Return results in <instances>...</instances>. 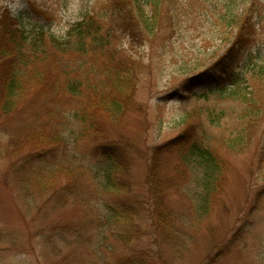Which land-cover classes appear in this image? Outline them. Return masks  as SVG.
<instances>
[{"label":"rangeland","instance_id":"rangeland-1","mask_svg":"<svg viewBox=\"0 0 264 264\" xmlns=\"http://www.w3.org/2000/svg\"><path fill=\"white\" fill-rule=\"evenodd\" d=\"M97 1L0 0V40L5 21L21 24L32 37L38 31L67 41L89 12L102 33L114 31L102 49L75 38L65 48L44 46L43 83L33 84L10 116L0 115V264H264V100L256 108L260 112L246 118L237 102L210 94L233 71L223 58L230 46L214 32L211 18H217L213 4L219 1L172 0L153 37L138 31L132 11L122 20L103 18ZM236 33L231 30V41ZM2 46L15 50L9 41ZM5 62L0 58V83ZM132 73L134 93L117 123L94 104L112 99L118 79ZM200 74L204 78L193 85ZM77 79L84 91L72 96L65 87ZM4 101L0 84V108ZM209 108L223 112L220 122L210 121ZM85 110L104 138H71L70 124L84 128L73 113ZM55 120L64 126L60 147L36 151L26 132L33 128L46 135ZM184 132L208 144L224 165L219 196L205 220L194 210L198 172L179 153L158 150ZM120 143L127 149L120 186L129 189L107 191L109 155L101 153ZM40 155L48 159V170L55 164L82 169L74 176L64 170L48 191L27 174L32 179L25 190L24 171L35 169L34 156ZM154 195L169 212L162 225L154 216ZM124 212L132 213L128 223L119 220ZM123 234L129 243L121 240Z\"/></svg>","mask_w":264,"mask_h":264},{"label":"trees","instance_id":"trees-1","mask_svg":"<svg viewBox=\"0 0 264 264\" xmlns=\"http://www.w3.org/2000/svg\"><path fill=\"white\" fill-rule=\"evenodd\" d=\"M218 1L213 4L217 18H211L217 23L214 32L216 31L215 33L221 36L220 39L227 42L230 46L227 51L228 56L223 58L229 61V67L233 71L227 74L226 80L217 89H212L210 94L216 95L221 100H233L237 102L244 108L246 118L253 117L257 115V112H260L256 110L259 106V101L264 100V0ZM171 2L172 0L97 1L105 9L103 18L111 17L112 19H116L117 17L118 20H122L126 15V11H132L133 17L131 21L135 23L138 31L142 35L148 37H153L158 34V26L164 15L162 10ZM243 3L245 6L241 9ZM121 10L123 11L122 14L120 13ZM167 15H169L168 12ZM1 23L2 31L4 32V38L0 40L1 45L9 41L15 46L14 51L3 46L0 50V58L7 60L3 64L5 68L2 71V82L0 83L2 95L5 98L4 105L0 108V115L5 118L10 116L9 113L11 110L13 111L16 105L26 97L25 95H28L29 88L33 84L43 83L45 79L43 75L45 72L39 66L42 64L40 62L48 61V51L44 49V46L51 44L56 49L65 48L70 46L69 39L75 38L77 42H83V40H91L95 44L97 42L102 49L109 44L112 33H114L112 29H109L105 34L102 33L93 12L84 15L82 22L76 25L67 41H63L53 35H50L49 39H47L43 32L38 31H35L32 37L30 34L25 33V27L21 24L20 28H16V26L10 25L5 21ZM125 27L129 29L130 26L126 25ZM223 27L226 31L222 30ZM231 30L237 31L233 41L229 38ZM102 39L104 43H102ZM27 44L31 46L30 50L27 49ZM40 47H42V51L39 50ZM217 62L221 63L222 61L219 60ZM216 65L217 63L214 66ZM222 75L224 74H221V77ZM198 76L203 77L202 74L197 75L191 81L193 85L199 81L198 79L200 77ZM133 79L134 73H132V77L130 75L120 77L118 84L115 85L114 83L116 94L112 99L107 101L103 98L97 99V102L94 104L95 108L106 113L115 122L120 123V119H122L127 109V103L131 100L134 93L135 86L132 81ZM84 86V83L77 79L75 81H69L65 88L69 94L77 96L83 93ZM94 91L96 92V90ZM182 93L184 95L187 94L186 91ZM222 113H214L211 108L207 110L209 119L213 124L221 121ZM73 114L76 115L75 119H77L74 122L84 124V128H78L77 125L73 124L72 126L70 124L68 131L71 138H84L85 140L104 138L103 133L98 128L97 122L88 121L90 117L89 110L76 111ZM61 127L64 130L63 124L59 120H55L51 132H48L46 135L37 132L33 128L26 133L30 144H33L31 146L36 151L43 152L48 147H60V143L65 137V134L60 133ZM188 135V132H184L179 138L158 148V150L171 149V151L179 153L182 161L192 167L195 172H198L199 175L195 176L194 182L197 183L196 185L201 191H195L196 199L194 210L195 215L200 220H205L213 208L215 199L219 196L220 184L224 177V165L208 144L197 139H188L190 138ZM106 149H109V151L101 153L105 156L109 155L104 174L106 177V190L118 191L120 188L121 191H125L126 188L129 189V186L125 184H122L123 187L120 186V178L126 172L127 149L122 143L108 145ZM45 157V155L34 156L33 163H35L34 167L36 168H31L28 172L24 171L26 174L22 176L21 184L25 190H28L32 177L34 183L37 179L42 191H48L47 189L52 183L54 187L58 185V180L61 175H65L66 173V175L74 176L82 169V167L80 169L71 166L73 168L65 170L63 164H55L52 165V169L48 170L50 166L47 165L48 159L45 160ZM154 169L155 167L152 170V176H149V183H152L151 186L155 184L154 181L156 180ZM64 170L66 172L63 174ZM47 171L51 173L48 176L44 173ZM27 174H31L32 177L29 179ZM189 193L192 192L190 191ZM152 200L154 216L159 219V224L162 225L165 222L164 218L168 216L169 212L167 213L163 198L160 195H154ZM130 217H132V213L124 212L119 215V220L128 223ZM120 238L124 243H129L130 241V237L125 234L120 235ZM119 264H130V261L123 260Z\"/></svg>","mask_w":264,"mask_h":264}]
</instances>
